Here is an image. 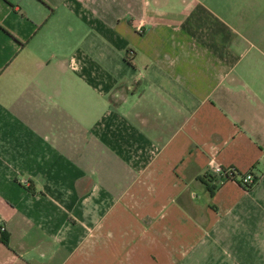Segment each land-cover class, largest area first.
<instances>
[{"label": "crops", "instance_id": "0c3cea01", "mask_svg": "<svg viewBox=\"0 0 264 264\" xmlns=\"http://www.w3.org/2000/svg\"><path fill=\"white\" fill-rule=\"evenodd\" d=\"M43 1L0 0V264H264V0Z\"/></svg>", "mask_w": 264, "mask_h": 264}, {"label": "trees", "instance_id": "16d2710c", "mask_svg": "<svg viewBox=\"0 0 264 264\" xmlns=\"http://www.w3.org/2000/svg\"><path fill=\"white\" fill-rule=\"evenodd\" d=\"M43 3H44V1L43 0H41ZM45 4V3H44ZM229 173H230V176L228 177V179L227 180H225V181H235V182H237L241 187H243L245 190H247V191H251V190H253V188L258 184V181H259V179L258 178H256L255 177V184H253V185H247V184H245L244 182H243V177L246 175V174H248V173H250V174H253V172L252 171H249V172H247V173H241V172H239L237 169H235V168H229ZM254 175V174H253ZM209 178V180H210V182L211 183H214V182H216V181H219L220 180V178L218 177V176H216L215 174H213L212 172L211 173H209L208 175H206V177L205 178ZM221 181V180H220ZM223 181H221V183H222ZM218 189V187L216 186V185H212L211 187H209V190H211V194L213 195L214 194V192L216 191ZM4 234V233H3ZM7 241H8V238L5 236V235H3L1 238H0V242H3V243H6L7 244Z\"/></svg>", "mask_w": 264, "mask_h": 264}, {"label": "built area", "instance_id": "2783aa9c", "mask_svg": "<svg viewBox=\"0 0 264 264\" xmlns=\"http://www.w3.org/2000/svg\"><path fill=\"white\" fill-rule=\"evenodd\" d=\"M210 171L215 174L216 176H218L220 178L221 181H225L228 179V177L230 176V173H229V168L226 169V168H223V167H220V166H212ZM243 182L247 185H253L255 184V177L253 174H246L244 177H243ZM0 232L1 233H5L6 232V228L4 226H1L0 227Z\"/></svg>", "mask_w": 264, "mask_h": 264}, {"label": "rangeland", "instance_id": "374dc122", "mask_svg": "<svg viewBox=\"0 0 264 264\" xmlns=\"http://www.w3.org/2000/svg\"><path fill=\"white\" fill-rule=\"evenodd\" d=\"M229 18L232 19V18H234V17L229 16Z\"/></svg>", "mask_w": 264, "mask_h": 264}]
</instances>
